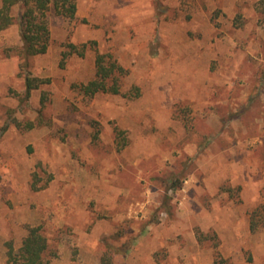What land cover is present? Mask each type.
Returning a JSON list of instances; mask_svg holds the SVG:
<instances>
[{
  "label": "rangeland",
  "instance_id": "374dc122",
  "mask_svg": "<svg viewBox=\"0 0 264 264\" xmlns=\"http://www.w3.org/2000/svg\"><path fill=\"white\" fill-rule=\"evenodd\" d=\"M77 5L28 65L0 31V264L38 225L48 264H264V0ZM99 52L120 93L74 87Z\"/></svg>",
  "mask_w": 264,
  "mask_h": 264
},
{
  "label": "trees",
  "instance_id": "16d2710c",
  "mask_svg": "<svg viewBox=\"0 0 264 264\" xmlns=\"http://www.w3.org/2000/svg\"><path fill=\"white\" fill-rule=\"evenodd\" d=\"M77 0H2L0 6V31L13 25L19 26L21 46L19 54L28 65L31 56L47 52L51 30L48 13L53 12L69 18L77 13ZM72 47L76 46L73 44ZM84 49L64 52V58L74 52L84 55ZM63 63V62H62ZM96 73L93 79L74 84L81 93L93 96L100 92L120 93L124 68L110 52L97 53L95 58ZM41 79L26 78L27 96L38 87ZM118 135L121 130H117ZM264 226V204L250 213V229L256 231ZM50 241L41 226H31L18 248L8 243L7 264H48L50 261Z\"/></svg>",
  "mask_w": 264,
  "mask_h": 264
}]
</instances>
